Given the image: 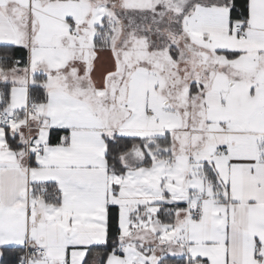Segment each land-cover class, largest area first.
<instances>
[{
    "label": "snow or ice",
    "instance_id": "6c2138e0",
    "mask_svg": "<svg viewBox=\"0 0 264 264\" xmlns=\"http://www.w3.org/2000/svg\"><path fill=\"white\" fill-rule=\"evenodd\" d=\"M0 264H264V0H0Z\"/></svg>",
    "mask_w": 264,
    "mask_h": 264
}]
</instances>
